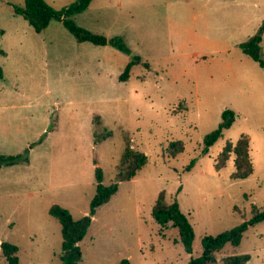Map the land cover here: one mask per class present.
<instances>
[{
  "label": "rangeland",
  "instance_id": "rangeland-1",
  "mask_svg": "<svg viewBox=\"0 0 264 264\" xmlns=\"http://www.w3.org/2000/svg\"><path fill=\"white\" fill-rule=\"evenodd\" d=\"M47 1L62 8L74 0ZM10 2L24 0H0V152L21 155L0 167V242L19 246L21 264H62V225L50 206H66L74 217L88 213L96 166L112 182L128 145L145 151L148 162L98 207L80 241L79 264H186L202 253L204 235L250 218L253 204L264 208V76L238 79L235 65L221 61L242 56L234 18L227 28L206 24L209 6L234 11L239 0H93L76 14L94 32L123 37L131 53L82 43L59 20L37 32L23 16L14 18ZM255 3H248L252 21L264 11V1ZM209 36L229 50H211ZM133 54L149 65H134L122 80ZM196 54L204 56L195 60ZM227 107L240 115L204 153V137ZM243 133L251 138L254 171L235 179V154L220 170L215 157ZM172 140L185 143L175 156ZM162 191L169 201L178 198L194 226L192 252L177 227L153 216ZM233 253H249L246 264H264V219L218 258ZM0 263L6 264L1 247Z\"/></svg>",
  "mask_w": 264,
  "mask_h": 264
},
{
  "label": "trees",
  "instance_id": "trees-1",
  "mask_svg": "<svg viewBox=\"0 0 264 264\" xmlns=\"http://www.w3.org/2000/svg\"><path fill=\"white\" fill-rule=\"evenodd\" d=\"M91 2L92 0H74L62 8L54 7L47 0H24L23 4H11L13 5L14 12L22 15L37 32L44 31L51 21L60 20L78 41H91L98 45L111 44L118 49L131 53V48L124 41L123 37L119 35L108 36L103 33L94 32L76 22V14L86 10ZM263 38L264 22L260 24L254 34L240 43L242 51L258 61L262 67H264V57L262 53ZM138 63L149 65L148 61H144L141 55L133 54L125 65L120 78L126 80L131 74L132 67ZM2 76L0 66V77ZM236 117L237 113L232 108L227 107L223 109L218 126L208 132L204 137V146L202 148L204 153H207L210 146L224 135V130L232 126ZM250 143L251 138L245 133L237 139L235 144L230 140L215 157L214 165L216 169L220 170L226 166L234 153L235 169L231 173V177L235 179L248 177L254 171L250 153ZM184 148L185 143L182 140H172L169 144V149H172L171 155L173 156L182 152ZM20 155L21 154L0 152V167L16 163ZM148 159V154L145 151L134 149L128 145L124 150L117 176L115 180L110 183L104 182L102 167L97 165L95 168L97 180L96 193L91 200L89 212L80 217H74L68 207L59 203H54L50 206L49 212L57 217L62 225V248L60 252L62 264L80 263L82 258L80 241L87 234L98 207L107 202L112 195L117 192L121 181L134 178L138 170L148 162ZM193 163L194 160L186 166V169H191ZM152 213L162 226L171 223L173 226L177 227L180 234V241L188 252H192L195 229L187 214L182 211L178 198L169 201L166 193L164 191L160 192L153 206ZM263 219L264 208H259L257 205L253 204V213L250 218L217 234L204 235L202 238V253L197 256H191L186 264H246L251 258L249 253L225 254L222 256L221 260H219L218 252H220L227 243L233 245L240 244L249 226ZM0 247L6 264H21L18 255L19 246L16 243L2 240L0 242ZM118 264H130V260L123 259Z\"/></svg>",
  "mask_w": 264,
  "mask_h": 264
},
{
  "label": "crops",
  "instance_id": "crops-1",
  "mask_svg": "<svg viewBox=\"0 0 264 264\" xmlns=\"http://www.w3.org/2000/svg\"><path fill=\"white\" fill-rule=\"evenodd\" d=\"M252 1H256L255 5L260 6L261 4L260 3L258 4L257 2L262 3V1H264V0H239V2H240L238 4L239 8L235 9L234 11L211 9L209 6V8L206 11V15H207L206 16L207 17L206 18V24H207V26H213L214 27V26L226 23V25H224L223 27L226 26V28H227V20L229 18H234L236 20L235 22L238 24L236 26L238 29V33L243 34V37H241L239 40H237L238 44L240 46V43L242 41L246 40L250 35H252V33H255L257 31L258 27L261 24L260 23L261 19H259V18L264 17V11L262 9L261 10V12H262L261 16L257 15V17L255 18V21H252V15L256 14L255 12L250 11L248 9V7H250V5L248 3H251ZM13 13H15V12H13ZM18 15L19 14L15 13L14 18H18V17H16ZM53 21H55V20H53ZM53 21H51V23L48 25V27L46 29H48L52 25ZM250 21L253 23L255 22V24H253V27L250 28L251 33L249 31H247V32L243 31V30L247 29L248 27H250V23H251ZM60 22L63 23L62 21H60ZM3 30H4L3 34L6 35L7 30L4 27H3ZM209 33H210V29H209ZM80 42L84 43L85 41H80ZM263 42H264V38H263ZM206 43L211 50L216 49V48H219L221 51H224V52H227L229 50L228 46L225 45L227 43H225L224 40H222V39L218 40L217 38H213L212 36H209L206 38ZM105 45H111V44H105ZM237 51H238V48H237ZM241 51H242V49H241ZM241 55L242 56H238V60H221V61L226 65H232V64L235 65L236 68L234 70V74H235V77L238 79H247V78L251 77V75H252L256 78V80H258V79H260L261 76H264V67H262L258 61H256L249 54H247L243 51H242ZM201 56H204V55L196 54L194 59L199 60V58ZM205 56H207V55H205ZM260 85H261L260 86L261 88L264 87V84L262 83V81H260ZM233 110L237 113V117H238L240 115L239 111L234 109V108H233Z\"/></svg>",
  "mask_w": 264,
  "mask_h": 264
}]
</instances>
